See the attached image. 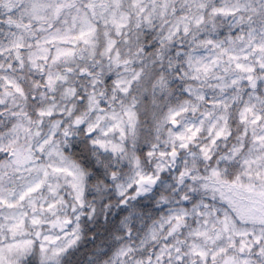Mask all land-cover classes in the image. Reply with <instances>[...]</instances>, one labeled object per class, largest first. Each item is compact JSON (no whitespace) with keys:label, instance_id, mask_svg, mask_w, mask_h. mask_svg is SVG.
Instances as JSON below:
<instances>
[{"label":"snow or ice","instance_id":"6c2138e0","mask_svg":"<svg viewBox=\"0 0 264 264\" xmlns=\"http://www.w3.org/2000/svg\"><path fill=\"white\" fill-rule=\"evenodd\" d=\"M0 264H264V0H0Z\"/></svg>","mask_w":264,"mask_h":264}]
</instances>
